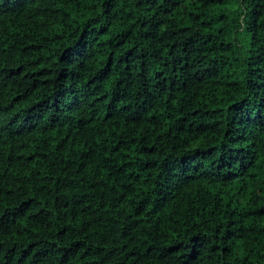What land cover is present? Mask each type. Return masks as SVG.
Segmentation results:
<instances>
[{"label":"trees","instance_id":"trees-1","mask_svg":"<svg viewBox=\"0 0 264 264\" xmlns=\"http://www.w3.org/2000/svg\"><path fill=\"white\" fill-rule=\"evenodd\" d=\"M0 264H264V0H0Z\"/></svg>","mask_w":264,"mask_h":264}]
</instances>
